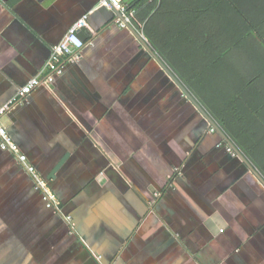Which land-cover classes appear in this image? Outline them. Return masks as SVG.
I'll return each instance as SVG.
<instances>
[{
  "label": "crops",
  "instance_id": "0c3cea01",
  "mask_svg": "<svg viewBox=\"0 0 264 264\" xmlns=\"http://www.w3.org/2000/svg\"><path fill=\"white\" fill-rule=\"evenodd\" d=\"M84 16L81 58L3 117L60 206L0 148V264H264V185L100 0H0V107Z\"/></svg>",
  "mask_w": 264,
  "mask_h": 264
},
{
  "label": "trees",
  "instance_id": "16d2710c",
  "mask_svg": "<svg viewBox=\"0 0 264 264\" xmlns=\"http://www.w3.org/2000/svg\"><path fill=\"white\" fill-rule=\"evenodd\" d=\"M128 9L133 26L264 177V0H134Z\"/></svg>",
  "mask_w": 264,
  "mask_h": 264
},
{
  "label": "built area",
  "instance_id": "2783aa9c",
  "mask_svg": "<svg viewBox=\"0 0 264 264\" xmlns=\"http://www.w3.org/2000/svg\"><path fill=\"white\" fill-rule=\"evenodd\" d=\"M100 3L111 8L113 7L122 13V15L118 16L116 20L121 26L127 25V21L132 24L134 10L128 9L125 0H100ZM86 18L87 16H84L80 21L72 25L64 38L59 43L53 45L46 65V73L44 75H37L30 78L24 86L19 88L17 94L14 95L9 102L0 107V148L16 155L19 162L32 177L36 190L43 194L45 204L48 207L55 209H59L60 206L56 194L49 187L47 180L38 173L32 164H30L27 155L21 151L18 143L9 134L7 127L3 122V117L12 105L25 100L37 86H52L55 78L63 75L64 63L66 61L75 62L81 58V50L84 47V41L80 37L79 31L82 26H84ZM66 219L71 221L70 217H66Z\"/></svg>",
  "mask_w": 264,
  "mask_h": 264
},
{
  "label": "water",
  "instance_id": "95a60500",
  "mask_svg": "<svg viewBox=\"0 0 264 264\" xmlns=\"http://www.w3.org/2000/svg\"><path fill=\"white\" fill-rule=\"evenodd\" d=\"M112 9L121 16L118 10L112 7ZM127 26L134 32V34L140 39L152 57L159 63L165 73L169 76V78L177 85V87L181 90L184 96L193 104V106L199 111V113L204 117V119L208 122V127L210 130L216 131L220 137L227 143L230 149L245 163V165L250 169V171L261 181L264 185V177L259 173V171L250 163V161L245 157L242 151L234 144V142L227 136V134L222 130V128L212 119V117L207 113V111L202 107V105L195 99V97L189 92V90L182 84V82L176 77V75L169 69V67L162 61V59L158 56V54L153 50L150 46L147 38L142 32L136 30V28L130 23L126 22ZM68 153L59 161V163L54 167L51 172L50 178H54L58 169L63 165L66 158L68 157Z\"/></svg>",
  "mask_w": 264,
  "mask_h": 264
},
{
  "label": "rangeland",
  "instance_id": "374dc122",
  "mask_svg": "<svg viewBox=\"0 0 264 264\" xmlns=\"http://www.w3.org/2000/svg\"><path fill=\"white\" fill-rule=\"evenodd\" d=\"M177 89H178V90H177L178 96H179V97H183L184 94L180 91L179 88H177ZM184 97H185V96H184ZM184 99L187 100V98H183V99H181V100H182L183 102L186 103V101H185ZM179 101H180V100H178V102H179ZM194 110H195V109H194ZM194 113H196V115H200L199 112H198L197 110H195ZM209 131L212 132V133H216V132H214V131H212V130H209ZM222 145H223L224 147L228 148L229 150H231L230 147L227 145V143H226L224 140L222 141Z\"/></svg>",
  "mask_w": 264,
  "mask_h": 264
}]
</instances>
